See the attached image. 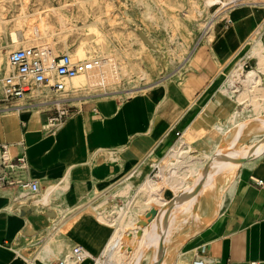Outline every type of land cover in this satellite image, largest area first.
<instances>
[{
  "label": "crops",
  "instance_id": "crops-1",
  "mask_svg": "<svg viewBox=\"0 0 264 264\" xmlns=\"http://www.w3.org/2000/svg\"><path fill=\"white\" fill-rule=\"evenodd\" d=\"M260 18L259 9L245 5L229 10L225 24L213 28L208 44L212 58L222 65L240 52ZM259 39L264 50V28ZM200 54L196 49L192 62ZM202 75L194 77L199 84L190 86V93L166 86L127 99L95 96L69 105L30 91L0 103V144L23 143L39 184L35 194L0 188V264H25L23 251L33 249L36 258L46 242L50 249L42 256L55 264L67 251L57 253L55 240L80 245L93 259L103 258L121 208L135 209L131 218L136 226L148 227L151 219L138 222L147 209L136 208L145 199L140 185L154 166L161 167L184 131L207 129L232 112L227 76ZM63 107L70 109L69 115L49 133L48 115ZM152 158L158 161L151 163ZM235 168L218 213L186 240L174 264L183 259L186 264L195 259L203 264H264V188L255 184V179L264 181V141ZM92 258L82 264H92Z\"/></svg>",
  "mask_w": 264,
  "mask_h": 264
},
{
  "label": "rangeland",
  "instance_id": "rangeland-1",
  "mask_svg": "<svg viewBox=\"0 0 264 264\" xmlns=\"http://www.w3.org/2000/svg\"><path fill=\"white\" fill-rule=\"evenodd\" d=\"M239 5L261 11L259 30L257 28L251 34L240 52L220 65L208 52L213 28L224 23L228 11ZM221 6L220 3L207 5L206 0H0V76L11 71L7 64V54L10 51L28 46H39V43L24 47L19 45L24 41L22 34L27 30V26L37 25L41 18H46L50 26L49 37L54 41L52 43L57 50L54 56L67 52L72 53L79 45H82L84 54H86L83 60L97 59L99 62L105 60L110 66V73L113 72L91 87L84 86L75 89H65L70 78H64L62 80L64 92L59 95L63 98L62 101L68 102L69 105L78 104L80 100L95 96L127 99L134 95L147 93L152 89H163L166 86L171 89L176 88L175 91L190 93L192 90H189V87L199 84L194 79L198 74L207 76L221 72L228 77L230 71L238 63L242 65L243 70L257 66V60L247 57V54L253 44V39L259 37L260 30L264 28V1L237 0ZM211 23L212 26L209 29ZM11 31L14 32L15 39L11 38ZM196 49L201 50V54L197 61L192 62L191 57L194 56ZM70 57L74 58L71 55ZM88 57L90 58L87 59ZM258 74L260 76L259 85L264 91V64ZM243 88L239 84L236 87L239 91ZM239 91L230 93L233 98L231 100L232 112L229 115L223 119H217L203 131L186 132L178 136L176 142L180 138L189 142L188 151L184 154L183 160L188 157L197 163L205 158L206 153L213 156L221 148L222 154L214 155V159H228L240 164L249 158L251 153L248 150L252 142L257 137L264 139V125L261 122L264 119V92L261 91L262 93L255 98L258 105H253L247 97L238 99ZM32 92L46 98L54 95L49 88L35 89ZM234 112L240 115L237 117L238 123L232 125L230 117ZM237 131L239 135L233 140L234 147H240L245 151L238 157L239 159L224 154L228 150L227 144L232 142L231 138ZM152 159L151 163L158 161L155 158ZM166 161L164 158L159 164L164 167ZM235 169L229 175L216 176L213 182L214 188L211 187L206 193L198 195L194 214L186 217L188 218L185 220L186 223H181L180 227L171 233L169 241L164 245L165 253L156 252L153 246L151 248L142 246L137 250L131 240L135 238V235L138 237L137 234L140 233L139 229L142 227H137V232H131L126 228L121 239V248H123H120V253L123 255L121 261L127 262L129 259V264H152V260L157 258L164 259L166 264H174L186 240L193 232L205 228V225L211 222L218 213L225 200L226 187ZM197 186L200 188L201 183ZM162 189L166 199L167 197L169 200L176 198L171 189L166 187ZM185 190L179 192L182 199L188 197ZM171 204L170 201L169 205ZM158 209L159 206L156 204L147 207L138 222L140 223L141 219L143 222L151 219L148 226L150 227ZM101 210L108 211L104 206ZM71 226L68 225L65 229L68 230ZM73 245L75 243L67 244L66 250L68 251ZM135 252L136 254L139 252L143 257L138 256L135 261L132 256ZM23 255L26 261L34 259L33 249L23 251ZM26 261L25 264L28 263ZM34 262L41 263L36 258ZM92 264H95V261ZM180 264H186L185 260L183 259Z\"/></svg>",
  "mask_w": 264,
  "mask_h": 264
},
{
  "label": "bare ground",
  "instance_id": "bare-ground-1",
  "mask_svg": "<svg viewBox=\"0 0 264 264\" xmlns=\"http://www.w3.org/2000/svg\"><path fill=\"white\" fill-rule=\"evenodd\" d=\"M231 1L234 0H206V4L212 5L214 3H220L222 6H224L225 3L227 4V2H231ZM258 1H264V0H258ZM211 26L212 23L209 24V29ZM10 33H11L10 34L11 38L15 39L16 36L14 32L11 31ZM22 36L24 41L20 43L19 46L24 47L26 45H30V44L36 45L39 43V48L43 50L44 53L43 61L47 64L50 63L52 56H54V54L57 53L56 46L52 43L54 41L51 40L49 37L50 26L46 18H41L39 20V24L37 25L31 27L27 26V30L22 34ZM83 49H84L83 46L79 45L72 53H69L67 51L66 52L67 54L69 53L71 56H73L76 60H83V56L86 55L84 54ZM247 57L255 58L257 60V64H256L257 66L252 67L251 69L248 70H243L241 64L238 63L236 67H234L228 74L226 83L228 87L234 88L231 90V92L239 91L238 89H236V87L238 84L242 85L244 88L242 91H239V93L237 94V98L239 99L242 97H247L249 99V102L253 103V105H258V102L256 101L255 98L260 93L264 92L263 87L259 85L260 76L258 72L259 69H261L262 65L264 64L263 63L264 50L259 37L253 39V44L249 49ZM89 58L90 57H88L87 59ZM84 61L91 62L92 67L89 70L70 78V80L65 85V89H75L84 86L91 87L92 85L97 84L98 81L104 79L109 74L113 73V72L110 73V66L108 65V62L105 60H102V62L101 61L99 62L97 59H89ZM110 62L112 63V61ZM239 115L240 113L238 112H234L231 115L230 120L232 121L231 122L232 125L238 123L237 117ZM261 122L264 125V119H262ZM238 135H239V131H237L234 137L231 138L232 142H229V144H227L228 146H226L228 147V150H226V147L223 146L226 150L224 154L230 157L232 156L236 157V159L240 155L245 153V151L242 150L240 147L237 148L234 147L233 140L236 139ZM185 141L182 138H180L176 142V144L171 148L170 152L165 156V160H167L165 166L160 167L155 177L146 179L140 185L141 188H139V190L140 189L142 190L145 199L141 204L136 205V208H139L143 211L142 208L150 207L152 204L153 205L156 204L159 206V209L158 212L153 217L151 226L142 227L140 234H137L139 236L138 238H135L136 244L134 238H132L131 243H134L137 250L142 246H153L155 247L156 252L165 253L164 245L166 244V242L169 241V236L171 235V233L175 232L180 227L181 223L185 222V220L188 219V218L186 219V217H189L191 214H194V208H195L194 206L195 204H197L198 195L200 196V194L206 193L207 189L213 187L214 184L213 182L215 181L216 176L229 175L230 172L232 173L234 172L235 167L238 165V162L232 160L222 159V158L214 159V155L222 154V152L220 151L222 148L220 147L221 149H218L217 146H216L218 149L217 153L215 152L213 156L210 153H206L205 158L199 160L197 163H195V161L189 159L188 157L186 160H183L185 158L184 154L186 153V151H188L187 148L189 143ZM263 141L264 139H259V137H257L252 142L248 152L255 153L256 151H258ZM222 151H224V149ZM199 183H201L200 188L197 186V184ZM163 187L171 189L172 192L175 193L176 198H172L171 200L166 199L164 197V191L162 189ZM183 189H186L185 191L188 194V197L184 199H182L179 195V192H181ZM128 190L129 189H127L126 191L128 192ZM124 194L127 193L124 192ZM170 201L172 203L171 205H169ZM134 210L135 209H133L132 207L118 209V213H119L118 218L120 217L119 224L115 226L113 233L111 234L110 238L108 239L103 249L102 252L103 258L96 257L94 259L95 264H129L130 262L129 259H128L129 261L127 260V262L121 261V258L123 259V255L120 253L121 251L120 248L122 247L121 239L123 238L122 235L125 229L131 227V229L134 231L137 229V227H140L139 225L136 226V223H134V220L131 218V215L133 214ZM127 234H129V232ZM51 240L54 241V239ZM47 243L48 242H46V244L42 246L40 256L36 257V259H38L42 263L48 262L47 259L42 256L48 253L47 251L50 249V246ZM53 247L57 248L58 250L57 253H59L61 249H66L67 245L66 243H63L59 240L58 241L55 240L53 243ZM71 248H69L67 253H65L62 257V260L64 261L65 264H77L71 257ZM132 256L135 258L136 261L138 259V256H140V253L137 252L136 254L135 252ZM34 261L35 258L33 260L32 259L27 260L26 262H28L27 264H36ZM82 263L83 262L79 264ZM152 264H166V261L164 259L154 258L152 260Z\"/></svg>",
  "mask_w": 264,
  "mask_h": 264
},
{
  "label": "built area",
  "instance_id": "built-area-1",
  "mask_svg": "<svg viewBox=\"0 0 264 264\" xmlns=\"http://www.w3.org/2000/svg\"><path fill=\"white\" fill-rule=\"evenodd\" d=\"M43 56V50L39 46L19 48L7 54V64L11 71L0 76V103L6 104L23 98L27 92L41 88H49L54 93L51 98L62 100L59 95L64 92L62 80L92 67L91 62L74 60L67 53L52 56L49 64L43 61ZM69 112V108L63 107L48 115L46 129L49 133L54 132ZM159 168V165L154 166L149 178L155 177ZM255 184L264 188V181L261 179H255ZM3 187L14 188L25 194H35L39 190V184L30 172L25 147L20 141L0 144V188ZM71 257L77 264L92 258L77 244L71 248ZM55 264H64V261L58 259ZM193 264H203V260L195 259ZM249 264L258 262L250 261Z\"/></svg>",
  "mask_w": 264,
  "mask_h": 264
}]
</instances>
